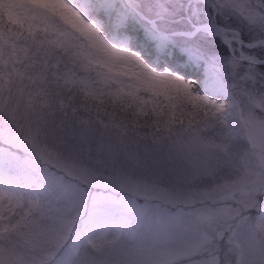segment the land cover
I'll list each match as a JSON object with an SVG mask.
<instances>
[{
  "label": "snow or ice",
  "instance_id": "snow-or-ice-1",
  "mask_svg": "<svg viewBox=\"0 0 264 264\" xmlns=\"http://www.w3.org/2000/svg\"><path fill=\"white\" fill-rule=\"evenodd\" d=\"M0 264H264V0H0Z\"/></svg>",
  "mask_w": 264,
  "mask_h": 264
}]
</instances>
